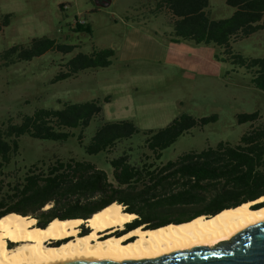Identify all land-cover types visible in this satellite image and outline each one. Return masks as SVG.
<instances>
[{
    "label": "rangeland",
    "instance_id": "rangeland-1",
    "mask_svg": "<svg viewBox=\"0 0 264 264\" xmlns=\"http://www.w3.org/2000/svg\"><path fill=\"white\" fill-rule=\"evenodd\" d=\"M96 5V0H0V23L4 16L13 15L10 25L0 31V127L20 123L22 116L39 109L100 101L103 112L84 131L85 146L103 122L132 121L140 133L121 141L112 154L96 156L86 154L76 138L54 142L23 136L19 153L6 170L9 176H22L36 163L75 159L96 164L111 179L107 158L128 153L131 163H138L152 156L143 133L166 128L184 114L196 119L216 115L218 120L191 129L165 149L160 160L164 164L184 154L215 149L220 143H237L252 126L240 125L239 115L258 112L260 119L253 125L264 124V92L253 86L246 69L224 60V49L214 44L171 42V17L166 11L152 16V0H113L103 8ZM234 11L226 0H209L206 10L212 19H227ZM76 20L86 22L91 34L75 33ZM41 37L76 48L69 54L50 51L29 62L5 66L4 52ZM97 49L115 50L110 67L51 83L66 72L65 64L77 54ZM232 51L247 59L264 58V31L233 42ZM123 58L128 59L123 62ZM106 97L111 98L109 103L104 102ZM179 215L170 212L157 217Z\"/></svg>",
    "mask_w": 264,
    "mask_h": 264
},
{
    "label": "trees",
    "instance_id": "trees-1",
    "mask_svg": "<svg viewBox=\"0 0 264 264\" xmlns=\"http://www.w3.org/2000/svg\"><path fill=\"white\" fill-rule=\"evenodd\" d=\"M152 1V16L166 11L171 17V42L214 44L224 49V60L246 69L253 86L264 92V58L247 59L232 51L233 42L264 31V0H226L235 10L227 19H212L207 14L209 0ZM12 17V14L3 17L0 31L10 25ZM74 25L75 33L91 34L86 22L76 20ZM75 48L41 37L32 39L27 46H14L1 57L9 67L50 51L69 54ZM115 56L113 49L79 53L65 64L66 72L59 73L51 83L77 77L87 70L108 68ZM110 100L106 97L104 102ZM102 112L100 101L65 103L62 109H39L22 116L20 123L9 122L0 127V219L10 214L34 217L38 227L45 228L55 219L87 220L117 203L126 213L137 215L131 225L153 230L188 223L201 216L214 217L264 197V124L253 125L260 119L258 112L237 117L240 125L252 124L237 143H220L215 149L184 154L166 164L160 161L165 149L191 129L215 123L218 117L196 119L184 114L166 128L144 132L145 146L152 156L138 163H131L128 153L107 158L112 168L111 179L96 164L75 159L56 160L48 165L36 163L17 177L6 172L19 153L23 136L54 142L76 138L86 154L96 156L112 154L121 141L140 133L132 121L103 122L85 146L84 131ZM73 130L80 132L76 134ZM47 206L51 208L43 212ZM170 212L181 215L157 217Z\"/></svg>",
    "mask_w": 264,
    "mask_h": 264
},
{
    "label": "bare ground",
    "instance_id": "bare-ground-1",
    "mask_svg": "<svg viewBox=\"0 0 264 264\" xmlns=\"http://www.w3.org/2000/svg\"><path fill=\"white\" fill-rule=\"evenodd\" d=\"M260 203H264V197L214 217L201 216L155 230L140 227L120 237L116 235L137 215L126 213L117 203L87 220L55 219L45 228L38 227L33 218L10 214L0 219V264L144 262L175 252L215 249L264 222V208L251 210ZM83 225L89 233L81 236Z\"/></svg>",
    "mask_w": 264,
    "mask_h": 264
},
{
    "label": "water",
    "instance_id": "water-1",
    "mask_svg": "<svg viewBox=\"0 0 264 264\" xmlns=\"http://www.w3.org/2000/svg\"><path fill=\"white\" fill-rule=\"evenodd\" d=\"M263 208L264 203H260L255 204L251 210L259 211ZM76 264H264V222L250 227L232 242L223 243L215 249L203 248L175 252L160 259L144 262H90Z\"/></svg>",
    "mask_w": 264,
    "mask_h": 264
},
{
    "label": "flooded vegetation",
    "instance_id": "flooded-vegetation-1",
    "mask_svg": "<svg viewBox=\"0 0 264 264\" xmlns=\"http://www.w3.org/2000/svg\"><path fill=\"white\" fill-rule=\"evenodd\" d=\"M97 2V8H103V7H107L111 4V0H96ZM141 227H145V226H141ZM137 228H140V227H135L134 225H125L124 229L122 231L119 232V234H117L116 236H123L125 234H128V233H131L133 230H136ZM81 233L80 235L81 236H84L86 234L89 233V229H86L85 226H82L81 227ZM134 241V239L130 240L126 245H128L129 243H132ZM11 247V245H10ZM132 262H135V261H132Z\"/></svg>",
    "mask_w": 264,
    "mask_h": 264
},
{
    "label": "crops",
    "instance_id": "crops-1",
    "mask_svg": "<svg viewBox=\"0 0 264 264\" xmlns=\"http://www.w3.org/2000/svg\"><path fill=\"white\" fill-rule=\"evenodd\" d=\"M112 2H113V0H111V4H112ZM129 28H130V29H132V30L134 29V28H133V26H131V27H129ZM126 59H128V58H126ZM126 59H125V58H123V59H122V60H123V62L127 61Z\"/></svg>",
    "mask_w": 264,
    "mask_h": 264
}]
</instances>
